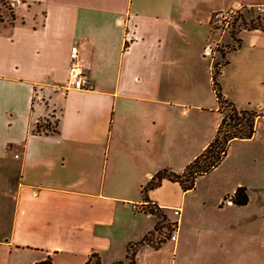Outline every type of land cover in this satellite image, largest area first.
<instances>
[{"label": "crops", "instance_id": "0c3cea01", "mask_svg": "<svg viewBox=\"0 0 264 264\" xmlns=\"http://www.w3.org/2000/svg\"><path fill=\"white\" fill-rule=\"evenodd\" d=\"M4 1L13 10L0 21V264L109 257L154 230L156 218L133 208L149 203L181 210L178 254L191 190L164 180L146 199L142 188L161 170L182 173L216 136L222 115L204 54L220 41L211 15L264 0ZM240 38L221 89L260 116L227 158L240 142L264 153V32ZM74 46L89 89L69 87ZM204 88L211 104L195 100ZM44 123L51 131L37 132Z\"/></svg>", "mask_w": 264, "mask_h": 264}, {"label": "rangeland", "instance_id": "374dc122", "mask_svg": "<svg viewBox=\"0 0 264 264\" xmlns=\"http://www.w3.org/2000/svg\"><path fill=\"white\" fill-rule=\"evenodd\" d=\"M3 9L10 16L13 6L9 2L0 1V19ZM245 11L247 9L242 12ZM213 31L220 34H217L220 41L212 55L205 57L213 65L216 62L222 65L224 59L221 52H225L227 59V45L233 43L227 33L220 29ZM134 39L133 34L127 33L126 41L130 43L129 46ZM204 89L203 94L195 100L211 104L215 101L214 95L212 91L208 94L207 89ZM37 132H47V129L40 128ZM260 139L264 142V128ZM239 185L248 188V207L241 210L226 208L225 198L232 195L230 193L233 190L240 188ZM220 200L221 203L217 205ZM149 210L151 209L147 208V212L139 213L149 214ZM185 214L178 254L174 242L168 240V233L170 236L175 229V218L173 211H167L162 216H154L156 223H160L158 230L152 231V243H158L160 239L164 243L159 249L149 244L140 246L135 264H264V153L259 151L258 145L235 143L229 158L226 157L219 167L197 180L194 189L188 194ZM227 221L229 225H225ZM228 229L234 232V236H223ZM128 245L121 252L112 251L109 257L92 255L84 264H112L114 260L115 264H128Z\"/></svg>", "mask_w": 264, "mask_h": 264}, {"label": "trees", "instance_id": "16d2710c", "mask_svg": "<svg viewBox=\"0 0 264 264\" xmlns=\"http://www.w3.org/2000/svg\"><path fill=\"white\" fill-rule=\"evenodd\" d=\"M0 1L3 2L4 0ZM12 18L14 19V15H12ZM0 21H2V19H0ZM251 30H261L264 32V14H258L254 10L239 13L231 24V30L227 33V36L233 43L230 46L227 45L229 53L241 47L242 40L239 37V34ZM226 53L228 54V52ZM221 57L224 59V63L221 65L216 62L212 69L213 90L219 106V112L222 114V120L215 138L201 155L186 166L182 173H176L169 169H164L156 173L142 188V193L146 199L148 192L161 186L164 180L179 183L185 192L193 190L199 177L207 175L222 163L234 140L251 139L255 135L257 120L260 115L254 110L238 109L222 92L219 79L222 68L228 64V60L226 59L225 52H221ZM40 128L41 126L38 125L37 129L39 130ZM45 128L48 131H51L49 125H46ZM229 197L233 199L232 203L239 207L245 206L249 202L247 189L245 187L238 188L234 194L228 195L225 200ZM148 208L151 209L149 210V215L159 217L162 216V214H165V211L157 205L149 203ZM159 223V221L156 223L153 230L154 232L158 230ZM152 236L153 232H150L141 242L128 245L126 255V258L129 261L128 264H135L136 253L140 246L149 244L155 249L161 247V244H163L164 241L160 239L158 243L154 244L152 243ZM168 240H170L169 233ZM38 264H51V262L46 261Z\"/></svg>", "mask_w": 264, "mask_h": 264}, {"label": "built area", "instance_id": "2783aa9c", "mask_svg": "<svg viewBox=\"0 0 264 264\" xmlns=\"http://www.w3.org/2000/svg\"><path fill=\"white\" fill-rule=\"evenodd\" d=\"M244 9H247V11L254 10L256 13L263 15L264 14V6L263 5H257V6H243V7H235L228 11H221L213 13L210 17V23L212 24L213 30L220 29L223 33H228L229 30H231V23L234 21L235 17L239 13H241ZM217 43H213L208 45L205 48V55L211 56L214 52V49L216 48ZM68 84L70 88L77 89V90H83V89H89L92 87V84L85 73V70L79 60V53H78V47L74 46L71 49L70 54V65H69V71H68ZM232 198L229 197L226 199V203H231ZM146 205V204H145ZM147 206V205H146ZM134 210L137 212H147L146 208L144 206L139 207L137 205L133 206ZM173 215L175 217H180L181 210L178 208H175L172 210ZM173 226L174 231L170 235V240L172 242H176L178 238L177 229H178V221L173 220Z\"/></svg>", "mask_w": 264, "mask_h": 264}]
</instances>
